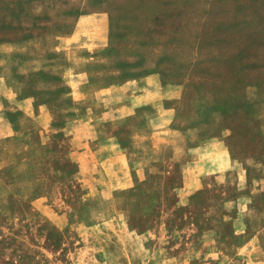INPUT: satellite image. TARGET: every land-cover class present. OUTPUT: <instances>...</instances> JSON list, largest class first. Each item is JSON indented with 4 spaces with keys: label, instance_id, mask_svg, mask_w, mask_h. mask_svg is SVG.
I'll return each mask as SVG.
<instances>
[{
    "label": "rangeland",
    "instance_id": "obj_1",
    "mask_svg": "<svg viewBox=\"0 0 264 264\" xmlns=\"http://www.w3.org/2000/svg\"><path fill=\"white\" fill-rule=\"evenodd\" d=\"M75 30L97 45L67 58L55 37ZM148 73L160 110L115 111ZM263 79L264 0H0V264H127L136 238L183 264H264Z\"/></svg>",
    "mask_w": 264,
    "mask_h": 264
},
{
    "label": "crops",
    "instance_id": "obj_2",
    "mask_svg": "<svg viewBox=\"0 0 264 264\" xmlns=\"http://www.w3.org/2000/svg\"><path fill=\"white\" fill-rule=\"evenodd\" d=\"M97 39H98V35L96 33V31H85L83 32V30H75L72 31L69 34H65V35H59L55 37V41H56V48L58 49H63L66 51V56L67 58H69L70 56H73V58H75L74 56L78 57V53L82 48H88L89 50H94V48L97 45ZM15 48H19L18 50H26L24 48L26 47H21V46H16ZM28 48V47H27ZM20 53H22L20 51ZM23 53H26V51H23ZM71 58V57H70ZM92 58V57H91ZM80 67H78L76 64H71L69 66H67V69L71 70H78ZM77 73V71H76ZM71 74V73H70ZM78 74V73H77ZM142 81H144L143 84H141V81H129L130 83H124L122 84V88L119 90V94L118 95H123L124 98H122V103H121V107L120 108H116L115 111L117 110H126L129 114L135 113L136 110L138 109V107H141L143 105H151L152 108L157 109L158 111L160 110V102L159 99L157 98V96L159 95V89L161 88V82H160V78L158 79L157 75H154V73H148L146 74L142 79H140ZM68 84H70V86H73V88L76 86V91L74 88V91L72 92L73 94H75V100H83L84 98H86L85 92H83V89L81 90V87L85 84H82L81 82H78V80L75 78V76H72L71 78L67 79ZM129 84V85H128ZM134 84H138V90H133L134 89ZM256 91L258 92V96L256 99V103H254L255 108H254V115L257 118H261V116H264V112L261 113V110L263 108L262 111H264V79L263 82L261 84H258L256 86H254ZM111 87L107 86L105 89H110ZM69 89V88H68ZM102 89V90H103ZM112 89V88H111ZM82 92V95L79 93ZM130 92V94H129ZM126 94H129L128 97H125ZM112 96L109 98L105 97V100L111 102ZM104 98V97H103ZM75 102V101H74ZM116 101L112 100V103L114 104ZM109 105H106V109H109ZM91 110V111H90ZM94 109L92 107L88 108L87 111L92 113ZM110 110H106L104 111V113H108ZM115 115V113H114ZM123 116V115H120ZM12 125L9 124L7 122V118L6 115L4 113H0V132H4L2 134H0V136H8L12 134ZM4 130V131H3ZM215 139V138H214ZM214 139L209 140V143H212L213 141H215ZM222 142H215V146L220 144ZM217 147V146H216ZM222 149V155L224 156V162H226L227 166H229V153L227 150H225L224 148H222L223 146H220ZM197 148H202L203 150L207 151V149L209 147L207 146H197ZM196 148V149H197ZM213 153H216V151H213ZM20 154V151H16L15 153V157H13L12 163L16 162L18 160V155ZM5 155H2L0 157V168H3L7 165H9L10 163H6V161L3 159ZM204 159L199 158V161H202ZM204 160V169L207 170V172H211L213 169H211L214 163L212 162L211 164L209 163L210 161ZM197 162V163H198ZM124 164L123 158H122V164ZM209 166L208 170L206 167ZM222 169H217V170H213L214 172H220ZM193 173L191 174V176L189 177V181L191 183H196V185H194L193 189H189L187 191V194L192 193L193 191L199 189L201 187V175L196 174L195 173V169H193ZM188 186V185H187ZM142 235V234H141ZM149 239H143V238H136L133 239V249H137V251H140L139 254H135L132 250L131 253H127V257L126 262L127 264H166L167 260H170L175 263L173 264H183V262L180 261V257L178 256H172V258L168 257L166 258L164 256L163 253V245L157 246V244L154 246V248H151V245L149 243ZM119 254V253H118ZM126 254V253H125ZM117 258V262H120L119 259L122 258L121 255H118ZM168 261V262H170Z\"/></svg>",
    "mask_w": 264,
    "mask_h": 264
},
{
    "label": "trees",
    "instance_id": "obj_3",
    "mask_svg": "<svg viewBox=\"0 0 264 264\" xmlns=\"http://www.w3.org/2000/svg\"><path fill=\"white\" fill-rule=\"evenodd\" d=\"M262 82H263V81H262ZM262 82H260V83H262ZM260 83H258V84H260ZM254 84H255V83H254ZM258 84H257V85H258ZM254 102H255V101H254ZM253 110H254V109H253Z\"/></svg>",
    "mask_w": 264,
    "mask_h": 264
}]
</instances>
